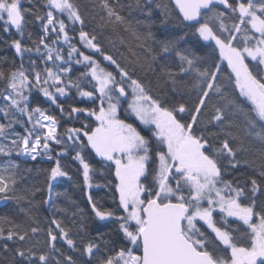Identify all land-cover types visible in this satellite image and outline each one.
<instances>
[{
  "label": "snow or ice",
  "instance_id": "6c2138e0",
  "mask_svg": "<svg viewBox=\"0 0 264 264\" xmlns=\"http://www.w3.org/2000/svg\"><path fill=\"white\" fill-rule=\"evenodd\" d=\"M135 3L139 7L140 0ZM174 4L184 21L199 23L200 17L212 13L204 23H199L196 32L204 41L214 42L220 60L227 61L231 69L228 81L233 82L234 78V94H226L218 83L219 63L213 61L215 70L212 66L202 69L197 64L205 57L191 52L185 54L177 50L178 41L165 40L159 42L160 53H154L152 59L175 51L180 61L178 72L173 73L167 66L164 69L172 82L173 95L182 94L186 87L177 76L193 72L195 80L191 89L196 96L183 102L153 98L140 79L133 78L127 67H122L105 51L95 31L90 34L84 30L90 19L96 22L101 33L119 25L137 40L146 39L137 31L141 21L134 23L121 14L125 6L120 0H45L47 12L35 14L44 35L32 41L31 47L22 43L28 23L25 13L31 10L22 9V0H0L3 32L8 33L14 27L20 37L11 40L9 45L20 57V64L8 72L0 69V82H6L0 88V114L4 119L0 122V156L9 158L16 153L32 161L47 156L51 161L54 145L60 148L56 157L66 154L70 146L75 147L79 150L74 159L82 166L83 181L88 188L93 187L96 169L85 159L84 149L102 158L108 168L114 166L117 210L121 214L98 207L91 195L88 200L97 218L119 222L124 246L118 251L115 246L110 249V242L102 234L89 240L82 249L89 260L101 251V244L104 246L105 256L96 264H264V202L258 203L260 196H264V0H233L232 3L229 0H174ZM216 5L234 14L238 22L226 24L228 17L223 11H215ZM128 8L131 10L132 5ZM148 14L151 15L150 7ZM64 15L70 24L80 25L79 41L92 55H86L71 42L73 37L69 35L68 25L59 18ZM208 21L218 23L219 34ZM151 36L149 32L147 37ZM28 37L31 39V33ZM61 41L68 46L66 55L56 46ZM147 51L154 52L152 48ZM30 53L38 54L42 68L31 56L25 67L24 56ZM96 54L100 60L94 58ZM102 61L113 66L115 72L108 70ZM73 62L87 69L76 79L69 78ZM81 79L91 86V91L81 86ZM70 88H75L80 97L99 103L92 108L71 107L69 115L94 117V126L85 123L80 128H66L62 135L58 132L57 118L48 115L39 105L31 106L30 96L34 91L42 94L63 114L64 106L58 101L60 97H67ZM214 95L218 97L216 103H212ZM122 99H128L126 112L142 125L151 127V138L133 123L120 118ZM24 116L27 126L20 118ZM14 125L24 127L25 134L14 131ZM233 144L238 146L234 148ZM257 144L261 161L259 182L256 177H249L243 185L239 179H224L227 169H235L242 163L257 167L254 160L237 159L240 153L256 151ZM19 169L20 165L11 159L0 163V200L19 203L26 198L17 193ZM67 176L60 159H55L48 178L49 189L52 181ZM111 184L108 181L104 186ZM29 218H32L30 213ZM229 218H235L240 226L231 227ZM199 222L213 235L198 227ZM51 224L58 234H54L52 227L48 228L50 254H39L40 264H62L51 255L60 252L56 247L58 239L70 249L76 248L61 221L53 218ZM39 230L30 229L33 234ZM28 238L29 233L21 223L0 216V239L24 242ZM95 239L100 243L94 242ZM0 248L8 251L9 245L3 243ZM36 255L32 248L16 247L12 264H16V257L31 264ZM63 264H75V261L66 256Z\"/></svg>",
  "mask_w": 264,
  "mask_h": 264
},
{
  "label": "trees",
  "instance_id": "16d2710c",
  "mask_svg": "<svg viewBox=\"0 0 264 264\" xmlns=\"http://www.w3.org/2000/svg\"><path fill=\"white\" fill-rule=\"evenodd\" d=\"M230 3L233 0L229 1ZM120 3L125 7L121 11V14L126 18L135 21H141L137 26V31L146 37L143 40H137L135 36L125 30L124 26L108 27L102 33L97 28L96 22L90 19L86 21L84 27L85 31L92 34L95 31L100 39L102 47L106 52L113 55L122 67H127L133 78L140 79L142 83L149 88V94L153 98H165L174 102H183L190 97L195 98L196 92L191 89V83L195 80V74L189 72L187 75L177 76L178 80H181L186 87L183 93L180 95H173L172 82L164 70L167 66L171 68L173 73L178 72V66L180 64L179 57L175 51H171L167 54L158 55L155 60L152 59L154 53H160V41L176 40L178 41L177 50L184 51L185 54L191 52L197 56L205 57L204 60L199 61L198 67L202 69L204 67L212 66V70H215L214 63L220 64V72L218 83L222 85L226 94H234V78L233 82L228 81V76L231 74V69L227 66V61L220 60L219 50L215 47L214 42L204 41L196 32V28L199 24H189L183 20L178 10L175 8L172 0H140L139 7L136 6L135 0H120ZM131 4L132 8L129 10L128 5ZM160 4L161 7L157 8L156 5ZM149 7L151 8V15L148 14ZM22 9H30L29 13H25V19L28 23L25 26V36L22 43L31 47L32 41H38L41 36L44 35L41 23L35 20V14L44 15L47 12L45 6V0H22ZM99 11V10H98ZM215 11H223L228 19L225 23L229 26L233 22H238V18L230 11L226 10L222 6H215ZM100 15H104L100 11ZM211 12H207L205 16H202L201 22L204 23L207 16H211ZM214 31H218V23L215 21H208ZM77 30L80 31V25L77 24ZM3 25L0 24V69L5 72L10 71L13 67L20 64V57L15 53L14 48L10 47V42L13 39L20 38L14 27L10 28L8 33L3 32ZM151 32L152 36L147 37V34ZM28 33H31V39L28 37ZM76 38L74 39L76 46L84 51L86 55H92L91 50H86L81 42L79 36L75 31ZM182 37V39H181ZM123 41V42H122ZM143 44L141 48L139 45ZM148 48L154 50L153 53L147 51ZM213 49H215L213 51ZM131 50V51H130ZM135 52V56L132 55ZM123 54V56H121ZM210 54V55H209ZM29 56L32 59L37 60L38 65L42 68L43 65L37 59L38 54L30 53L25 54L24 63L25 67H28L27 61ZM161 56L163 58H161ZM137 57L139 59H137ZM95 59L100 60L99 54H96ZM105 67L110 71H114L113 66H109L107 62H103ZM67 66V65H64ZM187 67V65H184ZM87 69L82 65H76L73 62L72 71L70 73L71 79H76L81 73ZM119 78V77H118ZM4 83L0 82V88L4 87ZM81 86L87 91H91L92 88L83 79L80 80ZM238 91V90H236ZM217 96L212 97V103H216ZM31 106L39 105L47 110V114L55 116L59 121L58 132L64 134L66 128H80L85 123H90L94 126V117L88 118L86 114L70 113L71 107L79 108H92L98 105V101L93 103L89 98H82L78 95L75 88H70L67 97H60L58 103L64 106V113L62 114L58 107L52 105L38 92H33L30 96ZM2 103V101H0ZM127 100H123L122 107L119 110V116L121 119H126L127 122L133 123L134 126L141 131V133L151 138V127L142 125L133 115L126 112ZM24 119L25 126H27V117H20ZM205 117H201L204 119ZM184 119H190L189 116H184ZM0 122H4L2 114H0ZM240 121L238 120V123ZM14 131L24 135V127L21 125H14ZM216 131V129H210ZM82 140L86 141V138L81 136ZM71 142H69L70 144ZM153 144L155 141L153 140ZM218 146V145H217ZM234 148L237 144L232 145ZM247 146V145H246ZM55 151L52 153L54 159L49 161L47 158L38 157L37 160L32 161L30 158L20 156L13 153L11 157L6 158L0 156V163H3L6 159H11L20 165L19 174L17 177V193L23 195L26 198L20 200L17 203L15 200H7L0 205V216H8L10 219L23 225L24 230L28 231L29 238L24 242L5 241L0 239V245L8 243L9 250L4 251L0 248V264H12L13 257L15 256V248L21 247L23 249L32 248L36 252V257L32 258L31 264H40L38 256L41 253L50 254L47 230L52 227L54 234H58V230L51 224L53 218L61 221L62 226L69 230L70 238L76 243L75 249H70L66 242L58 239L56 247L60 249L58 253H51L56 258L60 259L62 264L64 257L71 256L75 261V264H96L97 260L105 256L104 246L101 244V251L97 252L91 260L83 254V245L89 240H93L103 235V239L109 241V248L112 249L115 246V250H119V247L124 246V238L119 231V222L115 219L100 220L92 211L91 204L89 203L88 196L91 195L93 201H95L103 209H111L116 211V215L121 213L117 210L118 194L115 193L114 184V166L108 168L107 164L102 158L97 157L95 153L89 149H84L83 155L85 159L96 169L92 176L93 187L88 188L82 175V166L79 161L74 159L75 152L79 149L75 147H69L68 152L62 156L56 157L55 153L60 150L59 146H53ZM256 151H249L240 153L237 159L241 161L249 160L255 161L256 168L251 167L249 164H240L235 169H227L224 179L236 181L239 179L243 185L245 180L249 177H256L259 182V145L256 146ZM55 159H60L61 167L68 173L67 177H58L51 182V188L49 189V175L50 169L55 165ZM151 172V166H150ZM151 180V175L149 176ZM108 181H112L111 186L105 187ZM148 183V181H144ZM96 185H100L97 187ZM250 187V184L248 185ZM258 195H260L258 193ZM45 200L48 202L45 203ZM264 202V196H260V201ZM24 211H21V210ZM29 213L32 218H29ZM218 220L219 217L217 216ZM229 224L231 227H239L240 225L235 222V218H229ZM198 227L206 231L210 236L213 235L210 230H207L203 222H199ZM37 227L40 229L37 233H31L30 229ZM243 231V228H241ZM94 242L100 243L99 239H95ZM131 246V245H129ZM16 264H29V261H20L19 257H16Z\"/></svg>",
  "mask_w": 264,
  "mask_h": 264
},
{
  "label": "rangeland",
  "instance_id": "374dc122",
  "mask_svg": "<svg viewBox=\"0 0 264 264\" xmlns=\"http://www.w3.org/2000/svg\"><path fill=\"white\" fill-rule=\"evenodd\" d=\"M54 15H56V13H54ZM59 18L65 20L66 25H68V29H67V30L69 31V35H70V37H73V39H72L71 42H72L73 44L76 45V43H75V41H74V39L76 38L74 32L76 31L77 34H78V36H79V31H78L77 28H76L77 24H75V25L70 24L69 21L67 20L66 15H64V16H60ZM53 39H54V37H53ZM56 46L62 48V49L64 50L65 55H66V53H67V48H68V46H67L66 44H64V43L61 41V43L58 44V45H56ZM77 58H78V57H77ZM223 61H226V60H223ZM130 98H131V97L129 96L128 99H130ZM128 99H122V101H121V107H122V102H123V100H127V101H128ZM121 107H120V109H121ZM144 126H145V125H144ZM146 127H149V126H146ZM42 157L47 158V156H42ZM205 206H206V205H205Z\"/></svg>",
  "mask_w": 264,
  "mask_h": 264
},
{
  "label": "water",
  "instance_id": "95a60500",
  "mask_svg": "<svg viewBox=\"0 0 264 264\" xmlns=\"http://www.w3.org/2000/svg\"><path fill=\"white\" fill-rule=\"evenodd\" d=\"M230 1V0H229ZM172 2H173V4H174V0H172ZM174 6H175V4H174ZM218 6H222V5H218ZM223 7V6H222ZM176 8V7H175ZM177 10H178V12H179V9L178 8H176ZM179 14L181 15V17L183 18V16H182V14L179 12ZM201 19H202V17H200L199 18V23L201 22ZM185 22H187V23H189V24H199V23H196L195 21H185ZM5 202V200H0V205L1 204H3Z\"/></svg>",
  "mask_w": 264,
  "mask_h": 264
}]
</instances>
